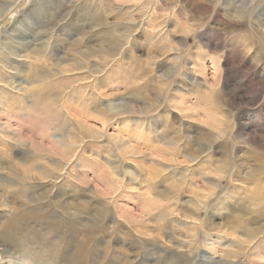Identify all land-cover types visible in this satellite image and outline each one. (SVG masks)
Returning <instances> with one entry per match:
<instances>
[{
	"label": "clouds",
	"instance_id": "clouds-1",
	"mask_svg": "<svg viewBox=\"0 0 264 264\" xmlns=\"http://www.w3.org/2000/svg\"><path fill=\"white\" fill-rule=\"evenodd\" d=\"M105 2L103 15L92 10L97 3L103 10ZM75 3L82 11L71 28L56 33V64H45L42 78L16 84L0 74V264L233 259L202 221L225 219L233 210L229 201L241 193L264 204V87L254 86L264 81V0H185L184 7L179 0H131L127 12L124 0ZM53 26V19L38 14L18 46L26 51ZM209 62L222 67L221 79L209 78ZM65 64L73 74H85L77 77L86 87L73 93L74 104L52 95ZM210 115L219 134L200 126ZM87 123L103 130L89 135ZM128 128L137 134L129 136ZM114 131L122 136L119 143ZM133 142L136 154L127 150ZM140 148H160L190 164L156 189L138 173L139 164L132 166ZM108 183L119 191L101 197L98 189ZM208 185L216 189L210 202L193 207L188 198ZM132 193L145 207L150 196L160 201L159 216L147 212L139 223L122 221V202ZM173 216L194 221L176 228ZM149 231L151 241L145 239Z\"/></svg>",
	"mask_w": 264,
	"mask_h": 264
},
{
	"label": "rangeland",
	"instance_id": "rangeland-1",
	"mask_svg": "<svg viewBox=\"0 0 264 264\" xmlns=\"http://www.w3.org/2000/svg\"><path fill=\"white\" fill-rule=\"evenodd\" d=\"M179 2L181 7L185 6V0H179ZM162 3L167 4V0H161V4ZM133 6L134 5L131 3V0H124L122 12H127L129 9L133 8ZM91 8L94 12L100 11L101 15H103L104 11L108 10L106 2L103 5V10H101V5L99 3L91 5ZM159 10L161 11L162 9ZM159 10L157 11L159 12ZM81 11V5L75 3V0H71V2L70 0H51V2H48V0H0V73H6L8 76L12 77L13 83L19 84L22 80L27 83V80L30 79L29 73H31L33 69V63L41 64L42 62L44 65L56 64V61L51 58L53 45L56 42V33L63 28H71L76 19L79 17ZM177 12H180L179 8L177 9ZM41 13L45 15V18L53 19L54 26L48 28L41 34L42 37H44L43 39L31 43L25 51L18 46L17 41L19 37L29 29L30 20L34 21L37 15ZM119 15L120 13H118L117 16H108L107 19L109 22H112L115 21ZM135 18L139 20L138 16ZM141 31L143 32V29H141ZM92 63L94 64L95 62L93 61ZM66 65L67 64L64 66ZM210 65L211 62H209V70L207 73L209 78H216L217 80L221 79L223 76L222 67L213 69ZM53 69L56 71L55 68ZM109 71L112 70L109 69ZM254 71L255 69H249L248 74H251ZM22 72L24 75L19 74ZM71 73L72 74L65 73L64 76L60 77L59 82H54V84L70 82L71 86L67 83H63L66 88L64 95L65 98L67 94L72 95L75 93L77 88L86 87L85 84L79 82L77 79V77L85 75L84 73ZM26 76L27 79L25 78ZM102 79L103 78L101 77L97 78V87L100 86V81ZM60 86L61 84L58 87ZM254 86L256 88L264 87V81H261ZM0 87H2V85H0ZM5 91L8 90L5 89ZM56 93L57 92H55V94ZM77 100L78 97H74L73 103ZM200 126L215 128L217 133H220L219 126L216 124L214 117L211 115L207 119L201 120ZM84 130L89 135L95 136L98 130H103V126L97 125L96 127H93L91 123H87L84 125ZM125 131L129 136L136 135L138 132L137 129L131 128L125 129ZM112 134L115 142L119 143L122 139L121 134L118 131H114ZM151 143L153 144V147H155V142L153 141ZM138 147L139 146L133 142L128 145L127 150L130 153L136 154ZM163 148L168 153H171L173 150L170 144H164ZM139 151L142 154L135 155L132 166L135 167L139 164L140 168L137 169L138 173L142 170L143 173L147 175V181L151 182L156 189L163 187V181L166 177H171L173 172L177 170L182 171L190 164L189 160L165 154V151H162L160 148H156V150L140 148ZM215 175H219V173H210V178ZM118 191V185L114 187L113 183H108L106 187L98 189L99 195L106 198L115 196ZM215 192L216 189H212L211 186L208 185L202 188H197L193 193V196L188 199L193 203V207H200V205L203 206L204 204L210 202ZM130 196L132 198L122 202L124 204L120 217L122 221L139 223L144 220V214L147 212H152L159 216L157 207L160 201L152 200L150 196V203L145 207L142 200L139 204L137 203L139 198L136 197L135 193L130 194ZM233 201H235L234 204ZM229 204L232 206L233 210L239 206L246 208V218L240 222V220L234 219L232 217V213H230L226 215L225 219L214 222V224L217 225V229L213 231L214 234L212 239L219 244L221 249L227 248L229 255L233 257V259L221 261V264H264V204H260L259 202L253 204L251 201L246 203L243 193L239 196H233L232 200L229 201ZM177 211H179V209H177ZM201 215L204 216V213H201ZM172 220L175 221L176 228H183L194 221L193 219L190 220L186 217L184 220H180L176 216H173ZM197 222L199 223L200 221ZM171 224L172 221H169L165 226L169 227ZM247 224H251V228L247 227L248 232L245 230V233H242L243 231H240V227L246 226ZM231 225L235 230H239L237 235L233 233L234 229L228 230L227 233L222 232L223 230H221V228H226V226ZM202 226L206 231L211 228L209 227V220L207 216H204ZM236 226L239 227L237 228ZM254 229H261V231L254 234ZM177 234L181 236L184 235V233L179 232ZM252 236H255V238L251 239ZM154 237L155 234L151 231L145 234V239L149 241L154 239ZM248 238L249 240H247ZM162 242L163 241H161V243ZM200 253L209 255L211 254V250L201 249ZM219 259L220 258L217 257V260Z\"/></svg>",
	"mask_w": 264,
	"mask_h": 264
},
{
	"label": "bare ground",
	"instance_id": "bare-ground-1",
	"mask_svg": "<svg viewBox=\"0 0 264 264\" xmlns=\"http://www.w3.org/2000/svg\"><path fill=\"white\" fill-rule=\"evenodd\" d=\"M163 5H166V3H162ZM8 5V4H7ZM159 9H161V8H157V10H159ZM4 10V9H3ZM2 10V11H3ZM160 11V10H159ZM2 58V57H1ZM52 65H55V64H52ZM33 67H35V68H37V69H42L43 71L42 72H32L31 71V73H30V79H34L35 77H43V73H47L48 72V69L44 66V64L41 62V64L40 63H33ZM1 69H5V68H1ZM63 69H64V72L65 73H70V74H72L71 72H72V69H71V66L70 65H66V66H63ZM53 72H54V69H53ZM1 74V73H0ZM76 78V77H75ZM73 80H74V78H73ZM65 83H67V84H69L70 85V82L68 83V82H62V83H59V84H54V86H55V92H57L56 94H59V95H65V90H66V88L64 87V84ZM74 83V82H73ZM61 84V86L60 87H58L59 85ZM67 84H66V86H67ZM46 85V84H45ZM71 86V85H70ZM70 86H68V87H70ZM49 87V85L47 84L46 86H45V88H48ZM80 88V87H79ZM55 92H53L54 94H55ZM52 93V95L54 96V94ZM55 94V95H56ZM66 100L69 102V103H72V104H74L73 103V101H74V95L72 94H67L66 95ZM211 188L212 189H215L214 187H212L211 186ZM248 201H251L250 199H245V202L247 203ZM251 204V203H250ZM201 206V205H200ZM246 208H244V207H242V206H239L238 208H235L234 210H232L231 211V213H232V217L234 218V219H236V220H240V222L243 220V219H245L246 218V215H245V213H246ZM186 218L187 219H193L194 220V217H192V216H186ZM233 219V220H234ZM251 224H247L246 226H242V227H240L241 229H240V231L242 232V233H245V230H246V232H248V230H247V227H250L251 228V226H250ZM217 225L216 224H209V227H211L212 228V230L214 231V230H216L217 229V227H216ZM234 229V227H232V225L231 226H226V228H221V230H223L222 232L223 233H227V231L228 230H233ZM249 229V228H248ZM226 230V231H225ZM250 230H252V229H250ZM259 231H261V229H254V234L256 233H258ZM238 232H239V230H234V232L233 233H235L236 235L238 234ZM248 234V233H247ZM255 238V236H252V238L251 239H254ZM247 240H249V238L247 239ZM211 250V249H210Z\"/></svg>",
	"mask_w": 264,
	"mask_h": 264
}]
</instances>
